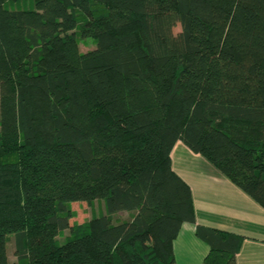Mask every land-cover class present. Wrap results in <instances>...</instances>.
I'll list each match as a JSON object with an SVG mask.
<instances>
[{
  "label": "trees",
  "instance_id": "1",
  "mask_svg": "<svg viewBox=\"0 0 264 264\" xmlns=\"http://www.w3.org/2000/svg\"><path fill=\"white\" fill-rule=\"evenodd\" d=\"M14 1L0 0V264L11 236L16 264H177L185 223L205 264H237L244 238L197 225L171 153L184 143L264 208V0ZM97 200L104 215L75 219Z\"/></svg>",
  "mask_w": 264,
  "mask_h": 264
},
{
  "label": "crops",
  "instance_id": "2",
  "mask_svg": "<svg viewBox=\"0 0 264 264\" xmlns=\"http://www.w3.org/2000/svg\"><path fill=\"white\" fill-rule=\"evenodd\" d=\"M171 160L192 190L197 225L242 236L237 264H264V208L184 143L175 145ZM196 230L194 224L182 225L174 242L177 264H205L210 248Z\"/></svg>",
  "mask_w": 264,
  "mask_h": 264
},
{
  "label": "rangeland",
  "instance_id": "3",
  "mask_svg": "<svg viewBox=\"0 0 264 264\" xmlns=\"http://www.w3.org/2000/svg\"><path fill=\"white\" fill-rule=\"evenodd\" d=\"M6 7H7V9H11V10L35 9V0H17L16 2L14 1L12 3H8ZM180 30H181V28H180V26H178L175 29V33L178 34L180 32ZM79 42H80V49L82 52H87V51L93 50L97 47L94 40L91 38H87V39L80 38ZM82 205H85V204H82ZM71 206L75 210L76 204H72ZM85 208H87L86 214L84 212V208L76 207V211L80 215L77 214L75 219L78 220L79 217L81 216L80 221L83 222L84 220L87 221L93 217L102 216L106 213V206H105L104 201H102V200L94 201L89 207H85ZM126 216H127V214L121 215V217H123V218ZM69 235H70L69 231L62 232L57 237L58 243L60 245L64 244L66 239L69 237ZM15 251H16V249H15V238H14V236H11L8 239V257H9V263L10 264H16L17 263Z\"/></svg>",
  "mask_w": 264,
  "mask_h": 264
}]
</instances>
